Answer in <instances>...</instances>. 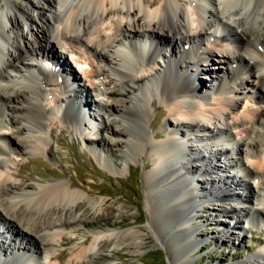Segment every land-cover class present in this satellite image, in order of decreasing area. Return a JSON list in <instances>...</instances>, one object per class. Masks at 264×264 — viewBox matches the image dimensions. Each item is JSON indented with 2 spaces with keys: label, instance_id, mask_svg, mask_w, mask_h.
<instances>
[{
  "label": "bare ground",
  "instance_id": "bare-ground-1",
  "mask_svg": "<svg viewBox=\"0 0 264 264\" xmlns=\"http://www.w3.org/2000/svg\"><path fill=\"white\" fill-rule=\"evenodd\" d=\"M17 1L0 2V264H62L61 240L79 218L61 222L55 214L67 216L83 199L102 205L65 180L22 188L10 166L18 153L49 152L56 121L71 124L87 142L96 133L118 134L102 113L115 111L105 99L118 92L113 82L130 95L129 108L118 114L131 129L124 153L152 165L144 172L149 227L177 254L174 263L202 247L194 220L197 209H211L210 201L224 202L222 212L239 236L243 225L264 223V0H39L37 17ZM65 51L77 73L99 81V90L83 85L97 99L85 96ZM138 83L141 89L127 90ZM88 100L95 114L82 105ZM154 100L170 118L162 137L151 129ZM12 132L26 142L19 146ZM92 153L115 173L97 147ZM220 233L231 237L225 226ZM92 235L74 264H92L101 245L120 249L143 241L140 229ZM8 240L15 251L5 256ZM234 264H264V245Z\"/></svg>",
  "mask_w": 264,
  "mask_h": 264
},
{
  "label": "rangeland",
  "instance_id": "rangeland-1",
  "mask_svg": "<svg viewBox=\"0 0 264 264\" xmlns=\"http://www.w3.org/2000/svg\"><path fill=\"white\" fill-rule=\"evenodd\" d=\"M179 1L184 2L183 4L186 2L185 0ZM39 4V0L17 1V5L21 10L29 11L36 17V5L38 6ZM24 30L25 35L29 39L32 38L29 28H24ZM75 44L76 42L71 43L72 46H76L74 47L76 48L75 51L77 50V53L82 57L86 55L84 48L80 47L78 43ZM48 51L51 52V49L48 48ZM65 56L69 69H74L73 72L77 76L79 75L77 78L79 83H81L85 96L91 98L93 95L97 99L96 92L90 91L88 87L83 85L89 86L92 83L93 89L99 90V81L96 79L91 81L84 74L77 73L78 70L76 72L75 69L78 68L67 51ZM29 61L31 62L32 59ZM68 61L73 68H70ZM242 77L245 79L249 78L245 75ZM107 84L109 85V82ZM111 85L118 92L105 99L106 102H110L115 107V111L112 110L110 116L105 111L102 113L106 115L105 122L111 124L119 132L118 134L114 135L110 131L96 133V135H93V139L87 142L80 133L73 129L71 124H61L56 121L53 129L54 141L51 142L49 152L45 154L18 153L13 156L14 164L10 166L14 182L18 185L22 184V188L32 186V188H35L40 183H47L51 180H65L72 182L74 189H81L89 193L90 196L97 197L102 202V205L94 208L90 204L89 199H83L79 201L80 205L75 209L69 208L70 212L67 213V216L64 212L55 214V218H60L59 221L61 222L72 217L79 218V221H76L67 231L66 234L68 236H64L63 240H61L62 245L57 251V255L61 254V263L70 264L69 260L74 259V254L80 250L81 246L91 243L93 240L92 231L102 230L106 232L114 229L120 231L140 229L142 230L143 241L139 245L131 244L130 247L120 246V249H114L110 243L104 246L101 245L102 249L99 253L92 256V264H234V262L247 259L258 252L264 245V223L250 227L243 225L246 231L244 230V236H239L236 234L237 232L234 233L236 231L232 226L234 222L222 212L224 202L213 200L207 205L211 209H197L198 216L194 220L202 234L201 237H198V239L202 238L201 241H204L202 247L194 251L190 258L179 263L173 262L177 254L172 253L163 244L162 234L158 228L150 229L149 227L151 214L146 205L144 172L152 165H145L143 160L133 162L127 159L124 153L126 150V135L130 133L131 129L128 125H125L118 114L120 111L129 108L130 95L126 92L123 93L120 87H114V82ZM141 85V83L131 84L129 88L127 87V90H139ZM208 87L211 88V83H208ZM243 99L244 97H241V103ZM89 101L87 103L83 102L82 105L92 112V106L94 105L89 104ZM154 102L156 108L150 119L151 129L158 132L160 137H162L164 131L170 129V124L167 125L170 122V118L166 108L160 105L157 100H154ZM99 112L101 113V111ZM11 117L17 124L22 122L20 115L12 114ZM19 127L22 128L23 126L19 125ZM233 132L235 137L244 138L240 130L234 129ZM9 136L19 146H22V142L25 141V136L20 132L17 134L9 133ZM93 147H97L99 152L109 160L115 173L108 170L96 159V156L92 153ZM220 161L223 162V156ZM226 171L227 174L230 173L228 172L230 171L229 169ZM240 176L237 177L244 178ZM203 190L204 187H201L198 192ZM229 202L232 205L239 204V201L235 199H231ZM23 206L25 211H29L30 207ZM37 213L39 214V212ZM0 226L4 227L3 225ZM224 226L229 230L230 238L226 234L220 233ZM71 231L74 233L70 234L72 233ZM4 240L0 238V241ZM11 242L10 240L7 241V247H10V250L4 252L5 256H10L12 249L15 251ZM53 259V261H58L57 257ZM71 263L74 264V260Z\"/></svg>",
  "mask_w": 264,
  "mask_h": 264
}]
</instances>
